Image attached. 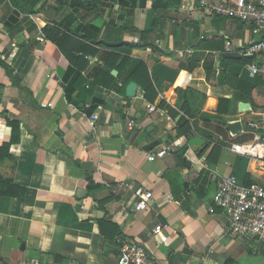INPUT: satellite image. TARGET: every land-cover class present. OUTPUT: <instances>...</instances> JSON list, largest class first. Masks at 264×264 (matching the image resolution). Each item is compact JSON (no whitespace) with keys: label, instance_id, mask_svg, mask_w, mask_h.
Listing matches in <instances>:
<instances>
[{"label":"crops","instance_id":"1","mask_svg":"<svg viewBox=\"0 0 264 264\" xmlns=\"http://www.w3.org/2000/svg\"><path fill=\"white\" fill-rule=\"evenodd\" d=\"M197 1L0 0L6 264H117L118 238L144 243L159 264H264V244L231 237L214 202L222 176L264 186V158L231 149L263 132L264 77L250 76L243 55L254 36ZM106 63L115 85L91 88ZM70 68L86 79L78 103L66 95ZM139 188L148 208L137 211Z\"/></svg>","mask_w":264,"mask_h":264},{"label":"built area","instance_id":"2","mask_svg":"<svg viewBox=\"0 0 264 264\" xmlns=\"http://www.w3.org/2000/svg\"><path fill=\"white\" fill-rule=\"evenodd\" d=\"M198 8H203L212 15H218L234 19L251 25L254 39L245 47L243 55L251 58L247 69L251 77H264V0H198ZM226 49L231 50V43H227ZM46 105V104H45ZM156 106L148 108L149 112L156 111ZM99 114H93L90 125L96 126ZM130 125H134L131 122ZM263 132L253 141L245 144H234L231 149L238 154H247L254 158H264V123ZM171 146L149 155L151 160L157 156H163L171 151ZM138 200L134 209L145 210L148 208V200L143 196V189L135 192ZM214 202L226 211L229 217L228 234L241 241L255 240L264 244V186L257 183L245 185L236 176H222L218 180L214 195ZM161 228L154 229V234L160 233ZM117 264H159L154 257L148 254L144 243L133 240H122ZM0 264L6 262L0 258ZM20 264H43L38 259ZM64 264H80L76 260H70Z\"/></svg>","mask_w":264,"mask_h":264},{"label":"trees","instance_id":"3","mask_svg":"<svg viewBox=\"0 0 264 264\" xmlns=\"http://www.w3.org/2000/svg\"><path fill=\"white\" fill-rule=\"evenodd\" d=\"M125 1L129 3V0H125ZM131 1L133 3H135L136 0H131ZM44 31L46 32L48 37H51V39L57 41V38L59 35V31L57 29H48L47 28ZM58 42L61 45V41L58 40ZM250 61H251V59H248L247 62H250ZM139 66H140V70L146 69V67L144 66V64L142 62H139ZM111 67H112L111 65L106 63V66L104 69L103 68L98 69L97 73L95 75V80L90 87L93 88L97 84H106L107 86H114L117 77H114L110 73ZM101 73L109 75L111 82L104 83L100 78ZM128 79L139 81V78L136 75H131ZM66 82H67L66 95H67L68 100L70 102H73V103H78L76 98L80 96V93L83 89L82 85H84V83L86 82V79L82 76L81 71H79L78 69H75V68H70L68 73H67V76H66ZM87 178H88L89 183H91V180H92L91 177L88 175Z\"/></svg>","mask_w":264,"mask_h":264},{"label":"water","instance_id":"4","mask_svg":"<svg viewBox=\"0 0 264 264\" xmlns=\"http://www.w3.org/2000/svg\"><path fill=\"white\" fill-rule=\"evenodd\" d=\"M112 73H113L114 75H116V74H117V71H116V70H113ZM137 87H138V85H137L135 82H133V81L130 82V83L127 85V91H126L127 96H129V97H134V96L136 95ZM239 109H240V111H243L244 109L248 110V109H249V104L246 103V102H242V103H240V105H239ZM240 126H241V123H239V122L229 123V124H228V127L231 129V131H232L233 133H235L236 130H238V129L240 128ZM157 145H159V141H154V142H152V143L148 146V150L153 149V148L156 147Z\"/></svg>","mask_w":264,"mask_h":264}]
</instances>
